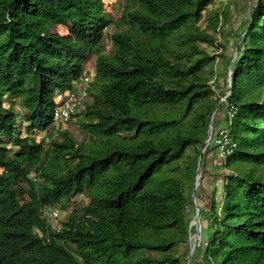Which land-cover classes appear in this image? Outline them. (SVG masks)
Returning <instances> with one entry per match:
<instances>
[{"label":"trees","instance_id":"obj_1","mask_svg":"<svg viewBox=\"0 0 264 264\" xmlns=\"http://www.w3.org/2000/svg\"><path fill=\"white\" fill-rule=\"evenodd\" d=\"M212 1L127 0L128 31L110 32L104 0H0V264H183L176 247L197 223L188 212L194 169L216 108L214 85L199 74L213 60L202 44L226 36L230 17L212 9L205 18ZM241 22L219 106L233 147L200 207L208 224L197 264H264V0ZM92 48V100L72 119L80 115L82 137L65 128L37 138ZM212 145L205 152L222 160ZM85 193L83 211L60 231L41 216L44 205Z\"/></svg>","mask_w":264,"mask_h":264},{"label":"rangeland","instance_id":"obj_2","mask_svg":"<svg viewBox=\"0 0 264 264\" xmlns=\"http://www.w3.org/2000/svg\"><path fill=\"white\" fill-rule=\"evenodd\" d=\"M106 10L111 14L112 19V25H111V31L115 32L117 30H121L123 32H127L129 29V26L122 21V15H123V9L124 5L126 4L127 0H104ZM254 0H213L210 6L207 8L206 16L205 18L210 16V10L212 9H218V10H226L229 13V22L225 24L223 22L221 29H226V36L217 34V40L215 44H202L204 49L213 56V60L210 63H205L203 68L199 71V74L204 78L207 79L208 84H213V88L215 89L216 95H213L211 99L213 100V105L216 107L213 111V114L211 116V120L214 125V134L218 129L227 128L228 126L225 115L227 114L228 110L226 107L220 109V105L222 102H225V100L228 97L229 92V86L228 81L225 80V78H228L232 74V58L235 56L237 52V48L240 42L241 37L239 38V34L242 32V22L248 17V13L253 6ZM246 14V15H245ZM204 20V19H203ZM205 22H201L202 26L205 25ZM54 31L60 32L64 35L69 34V28L61 25L56 24L53 28ZM110 30V29H109ZM109 32V33H110ZM108 29L107 33H104V38L102 40V45H105L108 47ZM225 45V47L223 46ZM97 52L95 48H92L89 51V61L87 62L88 68L85 70V75L90 80L94 77V62L97 57ZM220 54H223L220 55ZM186 64H188V61H185ZM184 62V63H185ZM222 96L220 103H217V97ZM92 98L88 96L87 94L83 96L82 100V106L80 108V111H83L85 108L83 106L84 102L91 103ZM78 113V114H79ZM158 113H161V111H158ZM162 114V113H161ZM80 115L76 117L75 120H73L69 124H62L59 128H54L49 131H41L36 134L37 138H48V140L53 138L59 137V132L65 128H69L72 133L76 137H82V134L79 132V129L77 127V121L79 120ZM211 122V121H210ZM211 131V127L209 124L208 127V135ZM207 139V138H206ZM213 139L209 142L208 146L209 148H213ZM193 147H191L190 152H193ZM211 150V149H210ZM207 156V157H206ZM207 158L209 160L207 168H202L199 172L197 168H195V178L197 176L198 181V187L196 190V194L199 192V196L203 195L200 200L195 196L196 204L198 206H203L207 203V196H211L216 189L218 185H221L222 177L219 175L220 170L225 169L223 168L224 165V159L217 158L214 151H210L209 154L205 152L204 158ZM205 158V159H206ZM185 163L189 161V157L184 158ZM195 183V181H194ZM191 184L192 181L189 179H186V193H189L191 190ZM194 187V185H193ZM88 194H81L78 195L72 202L59 204L62 207V222L68 219L70 214L76 213V212H82L86 203L88 202ZM191 204V203H190ZM188 212L190 216L193 218L192 220H195V215L197 214V210L195 207V203L192 202V205H189ZM195 223V222H194ZM201 231H199V237L195 235L196 233V226L194 227V230L191 231L189 238L185 241H181L177 244L176 247V253L177 256H179L182 259L183 264H189L190 259V253L193 248V245L201 241L202 239V228H205L208 224L206 213L205 211H201ZM196 252V250H195ZM194 252V253H195ZM193 259V257H192ZM190 264H197L196 261L194 262L191 260Z\"/></svg>","mask_w":264,"mask_h":264},{"label":"built area","instance_id":"obj_3","mask_svg":"<svg viewBox=\"0 0 264 264\" xmlns=\"http://www.w3.org/2000/svg\"><path fill=\"white\" fill-rule=\"evenodd\" d=\"M107 30V28H106ZM90 79L83 76L74 86L73 89L67 91L61 96V99H56L57 104L53 114V124L56 126L68 124L74 119V115L80 111L83 96L86 95L85 91L88 87ZM213 141L217 144L218 154L222 159L232 151L233 143L229 134L228 128H220L213 134ZM211 141V140H210ZM41 216L53 223L55 231L61 230L62 221V207L59 204H46L41 208Z\"/></svg>","mask_w":264,"mask_h":264},{"label":"water","instance_id":"obj_4","mask_svg":"<svg viewBox=\"0 0 264 264\" xmlns=\"http://www.w3.org/2000/svg\"><path fill=\"white\" fill-rule=\"evenodd\" d=\"M232 77H233V72L228 77V86H229V88H232ZM210 127H211V131H210L207 139L204 142V147H203V149L201 151L200 158H199V163H198V168H197L199 172L202 169V165H203V161H204V154H205L206 148H207V146H208V144H209V142H210V140H211V138H212V136L214 134V130L215 129H214V125H213L212 120L210 122ZM197 187H198V181H197V176H196L195 183H194V187H193L192 201H193V203H195V207H196V210H197V214L195 215V218L197 220V223H196V233H195V235L198 237V239H200V237H199V231H201V223H200L201 208H200V206H198L196 204V200H195ZM190 226H191V224H190ZM197 246H198V243H196V244L193 245V248H192L191 253H190L189 264L191 263L192 257L194 255V252H195Z\"/></svg>","mask_w":264,"mask_h":264},{"label":"clouds","instance_id":"obj_5","mask_svg":"<svg viewBox=\"0 0 264 264\" xmlns=\"http://www.w3.org/2000/svg\"><path fill=\"white\" fill-rule=\"evenodd\" d=\"M59 127H61V125H59V126H56V125H54L53 124V120H52V124L50 125V127L46 130V131H49V130H52V129H54V128H59ZM45 131V130H44ZM39 132H41V131H39ZM32 178L34 179V180H36V181H38V179H36V177H35V174H32ZM79 195H81V194H79ZM78 196V195H77ZM62 206V205H61ZM62 221H61V225H62ZM52 224V228H53V223H51Z\"/></svg>","mask_w":264,"mask_h":264},{"label":"crops","instance_id":"obj_6","mask_svg":"<svg viewBox=\"0 0 264 264\" xmlns=\"http://www.w3.org/2000/svg\"><path fill=\"white\" fill-rule=\"evenodd\" d=\"M84 65H85V69L87 70L89 64L86 62ZM93 69H94V71H95V67H94ZM94 74H95V72H94ZM63 95H64V94H63ZM58 99H61V96H60V95H57V100H58ZM16 107H17L18 110L20 109L19 105H16ZM20 111H21V110H20Z\"/></svg>","mask_w":264,"mask_h":264}]
</instances>
